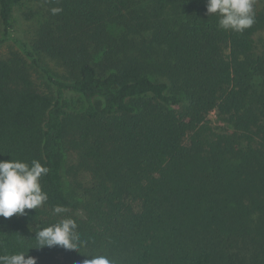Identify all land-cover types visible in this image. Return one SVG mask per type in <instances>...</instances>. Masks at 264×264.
I'll return each instance as SVG.
<instances>
[{"label":"trees","instance_id":"1","mask_svg":"<svg viewBox=\"0 0 264 264\" xmlns=\"http://www.w3.org/2000/svg\"><path fill=\"white\" fill-rule=\"evenodd\" d=\"M29 4L0 0V160L48 167L49 199L0 217V255L264 264V0L243 33L207 0ZM57 205L78 251L35 248Z\"/></svg>","mask_w":264,"mask_h":264},{"label":"clouds","instance_id":"2","mask_svg":"<svg viewBox=\"0 0 264 264\" xmlns=\"http://www.w3.org/2000/svg\"><path fill=\"white\" fill-rule=\"evenodd\" d=\"M255 3L256 0H207L206 12L208 16L218 18L219 29L243 33L256 22ZM58 11L53 9L54 13ZM48 172L49 168L39 160L34 159L30 163L12 157L6 161L0 160V217L26 216V209L42 208L49 197L42 189L41 179ZM67 211L64 206H54L53 214L63 218L47 227H36L34 240L38 247L35 248L62 246L66 250L78 251L86 246L80 238L77 221L64 215ZM32 230L29 226V231ZM27 253L0 255V264H37L36 259L27 256ZM86 256L91 259H86L84 264H113L104 254Z\"/></svg>","mask_w":264,"mask_h":264},{"label":"rangeland","instance_id":"3","mask_svg":"<svg viewBox=\"0 0 264 264\" xmlns=\"http://www.w3.org/2000/svg\"><path fill=\"white\" fill-rule=\"evenodd\" d=\"M22 1H23V6L24 7L25 6L28 7L30 5L29 4V0H22ZM0 39H2V28H1V24H0ZM9 46H10V44H8V43H4V44L0 45V57L3 56L4 54L8 53V51L10 49ZM69 100H72L71 97L69 98ZM74 100H76V99H74ZM214 117H215V115H212V118H214Z\"/></svg>","mask_w":264,"mask_h":264}]
</instances>
